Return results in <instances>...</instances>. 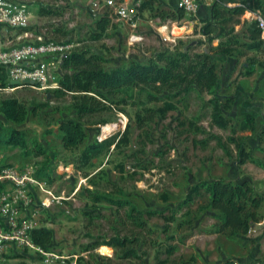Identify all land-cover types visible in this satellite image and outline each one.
<instances>
[{"label": "rangeland", "instance_id": "obj_1", "mask_svg": "<svg viewBox=\"0 0 264 264\" xmlns=\"http://www.w3.org/2000/svg\"><path fill=\"white\" fill-rule=\"evenodd\" d=\"M19 1L32 13L29 29L33 34L44 32L46 39L69 44L63 54L84 51L86 57L96 55L99 60L95 61L104 68L148 61L161 52L183 51L186 45L193 54L222 41L238 43L231 46V56H213L216 91L222 103L228 101L222 110L230 121L226 128L211 122L209 92L187 91L183 86L158 92L140 85L99 93L70 91L59 81L70 72L61 64L55 71L57 86L25 84L3 89L0 101L17 98L28 107L20 123L6 120L1 112L0 120L23 132L29 150L24 153L18 147L0 146V165L22 169L30 164L36 172L49 174L47 178L36 176L39 182L32 197L37 204L47 195L59 200L39 210L37 220L52 230L46 251L63 258L45 263L35 249L13 248L0 253V264H223L229 259L264 264V201L258 209L263 227L239 236L228 229L217 230V211L208 207L204 190L186 202L195 182L215 178L248 179L264 197V46L257 52L240 46L247 40L240 33L248 25L243 21H254V14L263 13L246 10L231 34L219 25L212 29L210 41L200 32L202 19L209 16L206 1L177 18L178 0H154L139 9L134 27L117 20L106 8L94 15L96 0ZM102 16L109 20L104 30L96 22ZM18 33L9 31L13 36L8 40L16 43ZM166 102L173 108L161 115L157 109ZM84 105L92 110L79 113L77 108ZM61 119L81 122L85 139L77 147L62 146ZM249 119L254 130H242L241 124ZM229 137L243 139L263 167L252 162L238 164ZM104 140L112 144L96 149L86 160L83 150ZM36 142L44 154L37 155ZM94 194L129 204L118 207L103 199L95 202ZM131 206L136 210L129 215ZM117 238L124 239L125 246L103 244ZM127 248L136 256H127Z\"/></svg>", "mask_w": 264, "mask_h": 264}, {"label": "trees", "instance_id": "obj_2", "mask_svg": "<svg viewBox=\"0 0 264 264\" xmlns=\"http://www.w3.org/2000/svg\"><path fill=\"white\" fill-rule=\"evenodd\" d=\"M154 2V0H143L140 9H144L146 5ZM232 5H229V4ZM261 11L264 16V0H212L209 6V16L202 19L203 25L200 27V32L207 36L211 41L212 29L216 26L223 25L229 29L228 34L233 32V26L240 24V16L245 11ZM183 11L178 9L176 12L177 18H182ZM108 19L105 16L98 18L97 26L101 30L106 28ZM247 23V27L240 31L242 36H246V41L241 43L251 51H259L263 49L264 41L260 39V31L256 26L255 21L244 20L243 24ZM238 36V34H234ZM98 38L99 35H93ZM231 42V43H230ZM225 42L222 41L215 47L203 50L199 53H189L191 48L186 45L183 51L175 53H158L153 58L144 62H131L124 67L104 68L95 59L99 60L96 55L86 57L84 51L72 52L63 57L61 66L69 67V73H66L60 78V83L66 90L82 91V92H97L99 90H115L121 87H130L133 85L152 86L158 92L164 89H173L178 86H183L184 90L190 91L197 88L202 91L209 92L211 99L210 119L211 122L219 127L226 128L230 125V121L222 113L227 103H222L220 95L216 91L218 84V74L213 56H231L233 49L231 46L238 43L237 40ZM5 73L0 69V85L6 86ZM156 98V95L150 94ZM159 99V98H158ZM173 105L166 102L163 107L158 108L157 112L163 115L167 110L172 109ZM79 113L91 111L87 105L77 108ZM0 112L3 117L14 123H20L24 120L28 113L26 103L17 98H7L0 101ZM253 120L241 124L242 130H254ZM60 132V142L65 148H75L85 139V131L80 121L75 119H61L58 123ZM229 141L235 144L236 162L245 164L252 162L263 167V163L257 158H254L245 147L244 140L234 139L229 137ZM105 144H112L109 140H104L91 147H86L83 150V155L86 160L91 153ZM0 146L18 147L27 153L29 148L26 144V139L23 132L17 129H10L0 120ZM38 142L35 143L34 149L37 155L44 154ZM37 178H47L48 173L37 171ZM204 190L208 194V207L217 211V219L219 221L218 231L228 229L229 233L236 235H244L247 233L251 225L258 222L262 215L258 209L261 207L264 197L261 193L255 190V187L248 179L240 181H232L229 179L215 178L212 180H199L195 182L186 195V202L193 200ZM93 201L105 200L118 207L127 206L129 203L123 199H113L108 195L94 194ZM128 214L131 215L135 207H129ZM153 212H149V215ZM148 215V216H149ZM137 221L141 222V217H137ZM52 230L44 227L35 229L31 234L32 242L45 250L52 240ZM103 244L109 246H125L124 239L117 238L114 242L104 241ZM172 252V250H169ZM127 256H136V253L131 248L126 249Z\"/></svg>", "mask_w": 264, "mask_h": 264}, {"label": "built area", "instance_id": "obj_3", "mask_svg": "<svg viewBox=\"0 0 264 264\" xmlns=\"http://www.w3.org/2000/svg\"><path fill=\"white\" fill-rule=\"evenodd\" d=\"M142 1L96 0L93 2L92 13L95 15L106 8L117 20L130 23L134 27L135 17L139 13ZM202 1H206L208 5L212 2V0H178L177 9L191 13L196 11ZM250 14L254 13L250 12ZM31 16L32 13L26 3L19 0H0V69L4 71L5 81H7L5 87L0 85V92L8 87L25 85L23 83L12 85L10 83L12 80H29L32 82L31 85L40 87L57 86L58 84L55 71L66 55L63 54L64 50L70 45L46 39L44 32L32 34L27 29L31 26ZM254 18L260 31V37L264 41V17L256 13ZM162 28L166 29L165 26ZM15 30H20V33L14 35L17 42L12 43V40H8V36L13 35H8V32ZM47 58H51L52 61ZM35 172L34 166L30 164L22 169L11 164L0 165V253L13 248H32L39 251L43 255V261L48 263L63 257L35 245L31 234L40 227L37 220L39 210H44L53 203H59V200L47 195L38 204L34 201L32 191L39 182ZM257 226H262V223L256 222L251 225L246 235L256 233ZM223 264L262 263L254 259L244 263L229 259Z\"/></svg>", "mask_w": 264, "mask_h": 264}, {"label": "water", "instance_id": "obj_4", "mask_svg": "<svg viewBox=\"0 0 264 264\" xmlns=\"http://www.w3.org/2000/svg\"><path fill=\"white\" fill-rule=\"evenodd\" d=\"M10 83H11L12 85H18V84H20V83H23V84H31L32 82L29 81V80H23V81L12 80V81H10Z\"/></svg>", "mask_w": 264, "mask_h": 264}, {"label": "crops", "instance_id": "obj_5", "mask_svg": "<svg viewBox=\"0 0 264 264\" xmlns=\"http://www.w3.org/2000/svg\"><path fill=\"white\" fill-rule=\"evenodd\" d=\"M208 11H209V9H208ZM28 29V31L30 30L29 29V27L27 28ZM31 32H32V30H30ZM32 34H33V32H32ZM21 35H22V31H21ZM24 37V36H23ZM263 227V225L262 226H257V229H261ZM264 260V259H263Z\"/></svg>", "mask_w": 264, "mask_h": 264}]
</instances>
